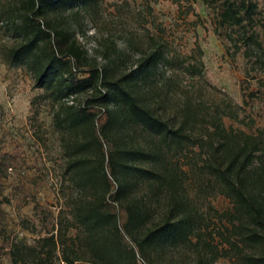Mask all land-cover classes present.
<instances>
[{
  "label": "trees",
  "instance_id": "trees-1",
  "mask_svg": "<svg viewBox=\"0 0 264 264\" xmlns=\"http://www.w3.org/2000/svg\"><path fill=\"white\" fill-rule=\"evenodd\" d=\"M92 1L17 0L11 7L18 41L8 47L7 60L26 65L35 87L62 103L54 119L64 133L65 169L75 190L33 246L9 242L12 264H139V256L162 264L154 257L180 246L192 252L191 264H214L220 255L235 264H264V129L252 120L247 130L226 127L222 118H237L234 111L191 97L164 118L155 105L166 61L160 43L120 74L97 64L79 73L88 63L86 50L49 14ZM220 1L219 23L252 22L254 0ZM84 93L78 106L62 102ZM137 133L149 140L140 143ZM190 147L196 150L185 156L183 170L177 156ZM202 194L231 203L218 213L228 225L217 231L223 248L202 231Z\"/></svg>",
  "mask_w": 264,
  "mask_h": 264
},
{
  "label": "rangeland",
  "instance_id": "rangeland-1",
  "mask_svg": "<svg viewBox=\"0 0 264 264\" xmlns=\"http://www.w3.org/2000/svg\"><path fill=\"white\" fill-rule=\"evenodd\" d=\"M16 1L0 0V264H12L9 242L33 246L46 235L75 191L65 169L64 133L54 119L62 103L35 87L26 65L11 64L6 57L8 47L18 41L9 23ZM254 1L253 20L244 27L218 22L220 0H93L49 17L67 26L86 50L88 63L79 73L97 64L120 74L160 43L166 61L159 66L156 91L161 97L155 105L164 118L191 97L234 111L237 118H222L226 127L247 130L252 120L254 128L264 129V0ZM87 96L62 102L78 106ZM103 121L98 120V127ZM136 135L140 143L149 140ZM195 150L190 147L177 156L183 170H188L185 156ZM198 204L206 216L202 231L212 233L213 243L223 248L217 231L228 225L218 213L231 203L219 194H202ZM126 242L135 243L130 238ZM154 258L162 264L193 262L192 252L183 246ZM138 262L150 264L140 256ZM214 264L235 263L220 255Z\"/></svg>",
  "mask_w": 264,
  "mask_h": 264
},
{
  "label": "built area",
  "instance_id": "built-area-1",
  "mask_svg": "<svg viewBox=\"0 0 264 264\" xmlns=\"http://www.w3.org/2000/svg\"><path fill=\"white\" fill-rule=\"evenodd\" d=\"M70 97H73V96H70ZM67 99V98H66Z\"/></svg>",
  "mask_w": 264,
  "mask_h": 264
}]
</instances>
